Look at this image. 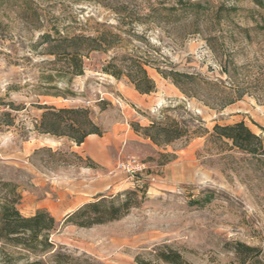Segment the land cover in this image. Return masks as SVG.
Listing matches in <instances>:
<instances>
[{"label": "rangeland", "instance_id": "obj_1", "mask_svg": "<svg viewBox=\"0 0 264 264\" xmlns=\"http://www.w3.org/2000/svg\"><path fill=\"white\" fill-rule=\"evenodd\" d=\"M195 1L203 2L209 11L199 20L202 33L194 32L190 15L167 22L155 20L151 9L171 5V0H30V14L23 12L20 0H0V97L4 104L0 106V183L17 185L21 213L29 216L45 208L62 220L99 194L139 190L141 205L121 220L55 232V250L96 264H139V258L144 263L165 264L154 257L155 249L169 246L193 264H235L234 242L264 247V181L241 168L236 170L240 165L233 154L241 161L243 156L202 130L160 146L144 134L153 121L175 119L191 130L202 126L209 131L217 123L245 121L264 135L263 83L254 82V77H264V43H233V28L223 26L229 40L221 57L232 63L234 59L238 65H256L249 85L252 94L224 109L185 96L158 72L156 67H174L231 82L222 71L221 57L205 40L221 33L214 25V13L222 4L224 12L232 7L258 8L250 0ZM54 27L93 36L109 30L119 40L91 53L83 75L48 82L44 76L55 73L49 62L54 57L45 54L39 42ZM123 54L151 62L147 69L156 83L155 92L141 94L126 77L118 80L101 72L104 63ZM57 91L65 96L43 94ZM45 104L89 109L102 135H90L77 145L67 137L40 133L36 127ZM132 156L147 166L135 177L117 169L121 160ZM37 259L24 253L17 264Z\"/></svg>", "mask_w": 264, "mask_h": 264}, {"label": "trees", "instance_id": "obj_2", "mask_svg": "<svg viewBox=\"0 0 264 264\" xmlns=\"http://www.w3.org/2000/svg\"><path fill=\"white\" fill-rule=\"evenodd\" d=\"M22 1V10L30 14V0ZM171 5H158L151 9V14L157 21L175 20L183 15H190L193 19L195 33H202L199 20L204 14L207 17L209 11L205 10V4L195 0H171ZM239 1V0H233ZM258 9H245L232 7L224 12V4L220 5L213 16L214 25L221 31L220 34L209 35L205 40L212 51L221 57L228 45V36L225 35L224 25L233 28V43L244 41L247 44L264 43V0H250ZM242 11L243 13H240ZM246 21V24L237 23ZM119 40V35L109 30L101 31L97 36L84 33H70L54 27V32L46 31L41 35L40 44L44 47L45 54L53 56L49 61L54 65L55 73H46L44 78L53 82L56 77H73L83 75L86 70V60L90 54L110 48ZM221 57V67L224 74L231 82L222 80L213 81L196 73L177 70L172 67L160 69L158 72L169 78L173 84L187 97L197 98L206 105L224 109L227 106L243 99L245 95L252 94L249 85L256 65L247 63L238 65ZM152 66L149 60L130 54L117 55L101 66V72L109 74L120 80L126 77L141 94H151L156 91V83L150 76L147 67ZM254 82L263 86L264 77H254ZM58 88V87H55ZM61 91L55 93H43L51 96H65ZM264 96V93H263ZM2 98L0 97V106ZM264 103V100H263ZM10 108L16 110L14 103ZM44 111L37 124V130L43 134L59 137H67L77 145L85 142L90 135H102L101 128L94 122L91 112L87 108H56L50 105H41ZM11 124V123H8ZM264 132V127H261ZM209 134L211 140L233 150L234 153L243 156V160L234 157L239 168L247 174L253 175L264 181V135L254 132L245 121L234 124H215L212 131L197 127L191 130L187 124H181L172 119L169 122H155L145 128L144 134L156 145L169 144L176 139L190 134H198L200 131ZM243 164V165H242ZM251 172V173H250ZM139 190H126L112 196L99 194L93 201H89L68 212L62 220L57 218L47 209H38L34 214L23 215L18 208L22 199L18 187L11 181L0 183V264H17L24 253H31L38 259L31 264H96L85 258L75 257L71 253L55 250L52 235L69 226L79 228H91L95 225H104L118 221L127 216L131 209L139 207ZM9 249L17 250L11 252ZM235 264H264V247L251 245L246 242L236 241L232 247ZM47 256H50L48 259ZM156 260L165 264H193L177 249L169 246H159L155 249ZM51 262V263H49ZM139 264L144 263L138 259Z\"/></svg>", "mask_w": 264, "mask_h": 264}, {"label": "built area", "instance_id": "obj_3", "mask_svg": "<svg viewBox=\"0 0 264 264\" xmlns=\"http://www.w3.org/2000/svg\"><path fill=\"white\" fill-rule=\"evenodd\" d=\"M146 168V164L139 161L135 156L123 159L117 165L119 171L124 172L131 177L142 174Z\"/></svg>", "mask_w": 264, "mask_h": 264}]
</instances>
